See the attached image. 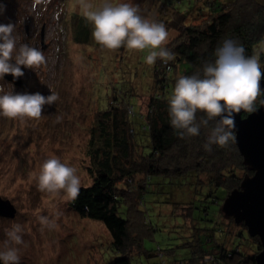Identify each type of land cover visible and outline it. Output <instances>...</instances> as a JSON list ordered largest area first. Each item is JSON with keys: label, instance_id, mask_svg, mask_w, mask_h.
<instances>
[{"label": "rangeland", "instance_id": "374dc122", "mask_svg": "<svg viewBox=\"0 0 264 264\" xmlns=\"http://www.w3.org/2000/svg\"><path fill=\"white\" fill-rule=\"evenodd\" d=\"M198 1L184 23L192 22V16L197 17L202 5ZM91 2L95 5L101 0ZM134 2L142 14L161 22L171 20L173 14L171 8L163 5L171 2L172 8L182 9L175 6L176 0ZM81 3L82 0L0 2L5 6L0 23H13L18 42L39 47L46 57V62L34 69L21 66L24 72L21 86L5 79L0 80V85L5 90L39 92L45 96L53 91L59 96L53 104L42 108L39 119L0 116V198L8 200L16 211L13 219L0 217V242L13 223L22 225L24 243L20 246V264H110L115 257L110 249L111 237L100 222L81 219L70 208L71 200L62 193L40 191L33 178L39 164L56 155L77 169L82 186H89L92 179L87 171L90 163L87 142L99 110L106 109L108 99L111 104L112 94H124L128 88L140 96L137 104H145L150 94L153 64L146 63L147 52L126 48L120 55L104 50L93 40L87 20L88 39L81 38V42L74 39L77 17L85 18ZM167 30L166 44L176 35V31ZM261 45L264 41L256 46L257 51ZM231 175L238 180L244 177L240 168H234ZM201 180L208 182V176H202ZM151 183H160L151 186L145 198L151 237L143 240L145 253L131 258V264H174L189 254L182 243L189 240L193 231L189 220L183 221L174 204L187 200L194 187L191 188L189 176H153ZM221 193L217 191L218 200L208 205L209 221L200 226L212 230L229 222L230 229L233 226L236 231L241 224L222 218L225 197ZM41 217H47L48 222H41ZM238 230L233 245L241 252L245 248L254 251L247 232ZM215 237L218 239L217 233Z\"/></svg>", "mask_w": 264, "mask_h": 264}, {"label": "trees", "instance_id": "16d2710c", "mask_svg": "<svg viewBox=\"0 0 264 264\" xmlns=\"http://www.w3.org/2000/svg\"><path fill=\"white\" fill-rule=\"evenodd\" d=\"M198 2L176 0L175 6L180 10L172 8L171 2L163 5L173 13L171 20L163 22H167L166 28L176 31L165 45L175 57L167 63L158 58L153 64L152 86L146 103L137 104L140 96L132 88L124 94L114 93L110 96L111 104L108 99L106 109L99 110L90 130L86 152L92 182L81 186L78 197L69 205L81 219L100 222L106 228L115 255L110 264H131V258L146 251L143 240L151 237L152 231L145 198L151 186L160 185L151 183L153 176H189L191 188L194 187L187 200L174 204L180 211L178 215L184 222L189 220L193 227L189 240L182 243L189 254L174 264H254V256L260 250L258 238L249 235L254 246L252 255L249 248L241 252L233 245L239 234L237 229L247 232L242 224L236 231L233 226L230 229L229 222L212 230L200 226L209 221L208 205L218 200L217 191L226 198L239 188L241 180L231 175L232 170L240 168L244 176L252 173L243 165L234 142L205 149L207 128H202L197 136H180L170 126L167 100L177 76L198 70L205 60L212 58L214 49L224 38L237 40L245 47L246 54L257 52L256 46L264 41V2L200 0L197 17L192 16V22L184 23ZM88 35L86 18L77 17L74 39L86 41ZM125 49L109 51L121 55ZM260 58L263 63L264 52ZM261 97L262 94L257 97L256 108ZM247 114L244 112L243 117ZM205 175L208 182L203 183L201 177ZM223 217L238 225L222 211Z\"/></svg>", "mask_w": 264, "mask_h": 264}, {"label": "clouds", "instance_id": "9594fccd", "mask_svg": "<svg viewBox=\"0 0 264 264\" xmlns=\"http://www.w3.org/2000/svg\"><path fill=\"white\" fill-rule=\"evenodd\" d=\"M84 17L91 25L93 40L106 50L121 47L147 52L145 61L154 64L158 58L164 63L173 60L175 54L165 45L169 38L166 25L142 14L134 0H101L93 4L82 0ZM5 6L0 4V15ZM15 25L0 23V80L5 74L22 77L21 66L34 69L46 62L44 52L29 43H19L14 34ZM260 51L246 54L245 47L234 38H224L214 49L211 59L188 75H178L168 97L170 126L180 136H197L202 128L208 129L205 149L213 145L235 143L234 116L244 110H256V100L264 91L260 81L264 64ZM59 99L57 93L16 92L0 85V116L36 120L42 108ZM223 101V103H221ZM219 117V119H217ZM36 186L47 193H62L68 200H75L82 186L81 176L75 167L56 155L44 159L33 173ZM47 223V217H41ZM23 227L13 223L5 230L0 242V264H20V246L24 243Z\"/></svg>", "mask_w": 264, "mask_h": 264}, {"label": "water", "instance_id": "95a60500", "mask_svg": "<svg viewBox=\"0 0 264 264\" xmlns=\"http://www.w3.org/2000/svg\"><path fill=\"white\" fill-rule=\"evenodd\" d=\"M4 79L15 86L22 85L21 77L5 74ZM260 87L264 91V76ZM244 112L233 113L234 144L243 165L252 175L242 178L239 188L231 191L223 201L221 210L232 216L236 224H242L250 237L258 238L260 250L254 256V264H264V93L254 112L243 117ZM15 214L13 205L0 198V217L13 219Z\"/></svg>", "mask_w": 264, "mask_h": 264}]
</instances>
